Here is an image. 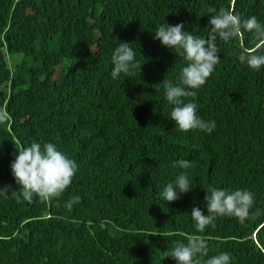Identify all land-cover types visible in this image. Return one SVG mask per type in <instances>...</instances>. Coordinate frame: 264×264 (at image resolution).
<instances>
[{
	"label": "trees",
	"instance_id": "1",
	"mask_svg": "<svg viewBox=\"0 0 264 264\" xmlns=\"http://www.w3.org/2000/svg\"><path fill=\"white\" fill-rule=\"evenodd\" d=\"M209 8L264 23L262 0H0V264H175L165 252L190 235L209 255L264 264V66L238 55L264 53L251 33L218 42L220 60L183 98L215 121L212 133L179 131L162 82L183 60L154 39L157 25L185 23L207 37ZM132 43L142 69L110 76L111 51ZM52 142L77 164L70 185L25 200L11 174L17 148ZM194 162L192 190L162 201L159 191ZM254 193L243 221L218 216L203 232L206 188ZM257 209L261 214L252 217Z\"/></svg>",
	"mask_w": 264,
	"mask_h": 264
},
{
	"label": "clouds",
	"instance_id": "2",
	"mask_svg": "<svg viewBox=\"0 0 264 264\" xmlns=\"http://www.w3.org/2000/svg\"><path fill=\"white\" fill-rule=\"evenodd\" d=\"M264 2V0H262ZM209 26L207 37L185 30V23L175 25L168 22L157 25L154 39L167 47L183 60V66L175 81L165 78L162 82L164 99L171 106L169 117L181 132L201 130L212 133L215 121H206L197 114L194 102H185L183 98L194 97V90L202 86L218 64V42L226 43L241 36L242 32L251 33L253 38L264 43V23L256 16L241 20L232 11L221 8L207 10ZM241 63L252 69L264 66V53H250L246 49L238 55ZM112 79L122 74L129 75L135 69H142L136 58L132 43L120 41L111 51ZM18 154L12 161L11 174L16 183L23 189L21 195L31 200L34 195L51 198L63 192L71 183L77 171V164L52 142H32L17 148ZM175 167L181 169L174 179L159 191L162 201L173 202L192 190L189 170L195 167L194 162L179 160ZM0 188V197L9 191ZM207 214L199 207L191 210V218L197 232H203L218 216H232L243 221L250 216L254 205V193L247 189H227L219 186H208L204 197ZM261 211L252 212V217L259 216ZM175 264H232L229 252L222 251L209 255V246L203 238L196 235L187 237L186 242L177 241L170 252H165Z\"/></svg>",
	"mask_w": 264,
	"mask_h": 264
}]
</instances>
